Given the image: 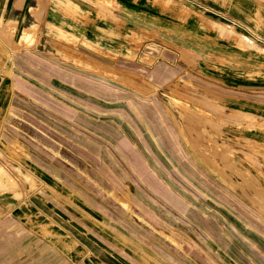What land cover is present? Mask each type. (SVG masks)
Wrapping results in <instances>:
<instances>
[{"label": "rangeland", "instance_id": "obj_1", "mask_svg": "<svg viewBox=\"0 0 264 264\" xmlns=\"http://www.w3.org/2000/svg\"><path fill=\"white\" fill-rule=\"evenodd\" d=\"M52 1L0 0V264H264V0Z\"/></svg>", "mask_w": 264, "mask_h": 264}, {"label": "crops", "instance_id": "obj_2", "mask_svg": "<svg viewBox=\"0 0 264 264\" xmlns=\"http://www.w3.org/2000/svg\"><path fill=\"white\" fill-rule=\"evenodd\" d=\"M94 0H53L51 5H49L45 13L48 14L49 20L52 21L51 27H56L65 31H69L70 33H73L76 36L82 37L83 40L88 41V37L90 33L87 31L86 25H89L91 23L97 24L96 22L92 21V19L86 15H80L76 18L69 15L67 12H71V10H68L72 6L79 5L81 9V14H85L91 11H94ZM6 9V7H5ZM95 13V12H94ZM106 15L108 17L109 11H103L99 12V15ZM81 19H80V18ZM108 24V23H107ZM114 30L120 31L121 25L118 22H113ZM108 29V28H107ZM98 38L97 44L102 50L110 51V47H112V44L114 42L113 38L109 37V33H105L101 35V37L92 36ZM160 71H158L159 73ZM15 84H18V87L24 92L30 95L33 99L45 103L48 106H52L56 109L60 108L64 110L65 112H68V110L64 109L61 105L58 103L52 102L50 98L36 90L32 85L29 83L23 82L22 80H19V78L15 79Z\"/></svg>", "mask_w": 264, "mask_h": 264}]
</instances>
